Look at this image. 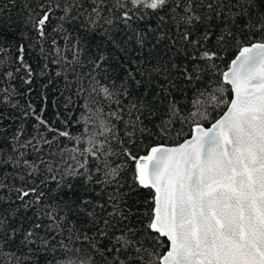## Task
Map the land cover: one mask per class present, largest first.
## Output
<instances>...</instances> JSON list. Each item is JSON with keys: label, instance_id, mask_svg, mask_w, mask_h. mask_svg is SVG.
Wrapping results in <instances>:
<instances>
[{"label": "snow or ice", "instance_id": "6c2138e0", "mask_svg": "<svg viewBox=\"0 0 264 264\" xmlns=\"http://www.w3.org/2000/svg\"><path fill=\"white\" fill-rule=\"evenodd\" d=\"M9 4L0 264H264V0Z\"/></svg>", "mask_w": 264, "mask_h": 264}, {"label": "trees", "instance_id": "16d2710c", "mask_svg": "<svg viewBox=\"0 0 264 264\" xmlns=\"http://www.w3.org/2000/svg\"><path fill=\"white\" fill-rule=\"evenodd\" d=\"M0 3H3V4H5V5H8V8L4 10L3 14H0V31L3 32V37H2V38L5 39L6 41H8L9 43H14V41L11 40V36H12L13 32H12V30H10V29H8V28L6 27V25H5V18L9 15V9H10V10H11V14H12V20H13L12 28L18 30L19 27L22 26L20 23L16 22V21H17V11H18V10H17L16 8H12V7H11V5L9 4V0H0ZM146 54H147V50H146V52H145V55H146ZM27 59H29V62H33V61H32V57L29 56V57H27ZM132 69H133V71L135 70V65L132 66ZM118 72H119V70H118ZM121 74H122V73H121ZM153 84H155V78H154V80H153ZM18 86H20L21 88L24 87V86H22V85H18ZM155 90H156V89L153 87V91H155ZM38 91H39V90L37 89V91L34 92V93H32V94L30 95V97H29V96L22 97V98H21V103L23 104V103H25V101H26L27 99L31 98L32 102H33L35 105L39 106ZM143 91H144V87H141V88H139V89H135V94H136V95H140V94L143 93ZM54 99H56L55 96H52V95L49 96V101H50V104H49V110H48V112L46 113L45 118H46V119H49L50 121L53 120V115H52V114H53V112L55 111V106L51 104V101L54 100ZM62 110H63V108H62V105H61V111H62ZM77 114H78V113H77ZM28 127H29V130H31V124H29ZM53 127L61 128V123H60V121H55V122L53 123ZM71 131L75 132V131H77V129H76L75 127H73V128L71 129ZM72 183H73V185H74V192H75L77 195H79V194H86V195L94 196L96 192H99V191H100L99 188H96L93 192L85 193V192L83 191V188H82V185H83V181H82V180H79V179H78V180L72 181ZM51 186H52V188H55V184H54V183H53ZM88 187L91 188V187H93V186H92V185H89ZM89 234H91V233H89Z\"/></svg>", "mask_w": 264, "mask_h": 264}]
</instances>
